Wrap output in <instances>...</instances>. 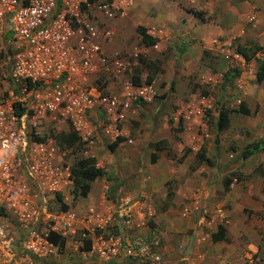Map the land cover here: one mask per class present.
<instances>
[{
    "label": "built area",
    "instance_id": "built-area-1",
    "mask_svg": "<svg viewBox=\"0 0 264 264\" xmlns=\"http://www.w3.org/2000/svg\"><path fill=\"white\" fill-rule=\"evenodd\" d=\"M132 3L0 0V49L9 62L8 82L0 92V264H49L60 253L82 258L83 264H94L91 257L100 264L126 257L162 261L160 235L147 228L154 209L143 194L115 200L102 194L84 207L66 201L73 185L71 164L53 137L72 130L81 153L94 157L95 137L123 136L121 125L135 113V102L153 100V85L123 78L125 59L108 57L102 48L114 33L110 22L122 18ZM155 31L147 33L160 38L161 30ZM102 72L110 77L99 84L88 81ZM196 103L178 117L184 112L188 123L191 114L204 116L211 106L205 96ZM190 213L185 206L181 215ZM55 236L62 239L60 246Z\"/></svg>",
    "mask_w": 264,
    "mask_h": 264
},
{
    "label": "rangeland",
    "instance_id": "rangeland-1",
    "mask_svg": "<svg viewBox=\"0 0 264 264\" xmlns=\"http://www.w3.org/2000/svg\"><path fill=\"white\" fill-rule=\"evenodd\" d=\"M177 1L188 11L199 15L200 25L207 24L215 32L219 23L226 32L220 35L214 33L210 48H202L199 56L195 52V43L187 42L183 33L175 28L172 30L162 24L152 27L156 30L155 33L161 30L160 38L155 37L158 46L153 47L144 45L137 28L135 31L128 28L124 18L111 21L110 26L114 28V33L103 43L105 55H117L125 59L123 78L131 79L136 72L140 73L142 81L147 75L152 76L154 98L136 108L141 118L136 121L134 129L131 127L125 141L110 151L108 145L112 140L98 135L91 148L94 157H90L103 164L104 173L95 178L100 184L96 197L100 198L104 194L110 200L124 194L136 196V193L144 191V186L138 191L135 184L142 176L149 175L145 169L171 171L165 181V197L160 199L161 202H158L159 198L155 200L153 217L157 215V221L162 225L168 220L174 230L179 226L178 219L181 218L183 222L187 218L181 212L185 206L191 204L180 203L162 216L159 214L169 206L175 197V190L180 187L183 189V182L189 181L192 185L190 190H193L196 187L193 186L195 182L201 177H207V165L214 170L218 182V190L210 189L215 193L216 202L225 201L230 191V195L233 192L235 197H239L237 201L240 205L244 204L240 206L244 208L250 197L256 199L264 193V80L258 82L255 76L259 61L264 57V0ZM242 2L244 6H241ZM248 8L252 9L247 11ZM146 14L151 15L152 12ZM240 31H243L241 36L238 35ZM258 36L262 37L263 43L259 42ZM202 43L200 40L197 46L200 47ZM237 45L250 46L249 53L255 49L257 51L249 59L236 58L234 54L238 53ZM134 51L138 53L136 57L132 53ZM8 77L7 52L0 49V92L6 88ZM108 77L110 76L102 72L89 77L88 81L99 84L103 78ZM199 96H205L210 108L206 109L204 116L191 114L189 122H184V112L180 117L177 113L185 108L187 111L192 110L193 106L189 108V105L194 101L195 107L200 105L196 103ZM144 105L147 107H143ZM221 111L227 116L223 127L218 126ZM61 125L59 124V130L62 129ZM179 125L182 126V131L176 130ZM42 132L45 134V128ZM160 139L166 140L167 145L155 152L154 142ZM58 141L62 149L67 151L66 161L71 165L78 158L86 157L80 149L65 145L62 138H58ZM153 153L156 155L154 163L151 162ZM181 157L184 159L179 161ZM204 157L211 162L202 160ZM203 164L205 168L201 169ZM227 180L228 186L225 187ZM71 190L66 201L69 204L85 206L84 203L89 200L82 197L74 200ZM182 194L183 191H180L179 195ZM232 203L233 201L224 203L226 212H229ZM248 203L252 204V201ZM203 208H207V205L201 209L194 207L196 211L192 221L200 222V225L211 219L210 212L203 211ZM240 212L241 210L239 214ZM153 217L147 222L149 227L157 224ZM235 219L230 214L224 215L221 220L216 219L205 228L206 233L211 237L222 226L225 229L224 241H227L224 226ZM187 232L191 233V229H187ZM181 240L175 234L169 242L174 246ZM177 252L170 250L166 256L170 257L171 262L185 264L186 261L182 260L183 252ZM260 254H253L254 261L251 264H264V257ZM257 257H260V261ZM70 258L68 253H60L49 264H72L69 263ZM245 264L249 263L246 261Z\"/></svg>",
    "mask_w": 264,
    "mask_h": 264
},
{
    "label": "crops",
    "instance_id": "crops-1",
    "mask_svg": "<svg viewBox=\"0 0 264 264\" xmlns=\"http://www.w3.org/2000/svg\"><path fill=\"white\" fill-rule=\"evenodd\" d=\"M241 6H244L243 2ZM251 9L248 8L247 11ZM146 12H152V14L147 15ZM198 16L199 15L195 14L193 11H188L185 6L180 5L177 0H133L131 7L122 18H124V22L129 26L128 28L133 31H135L139 25L146 28L148 32L152 30V27L158 24L168 26L172 30L173 28L180 30L187 39V42L193 41L195 43V52L200 56L201 50H203L202 48H210L214 33L220 35L225 33L226 29L218 23L215 32H213L214 29H211L207 24L200 25V23H198V19H200ZM248 17L249 15L247 18ZM242 32L243 31H240L238 35L241 36ZM200 40H202L203 43L199 47L197 43H200ZM259 42L263 43L262 37H259ZM141 103L142 102H135V108L139 107ZM143 107L146 108L147 105ZM140 118L138 112L135 111V113L131 114L121 125L123 131V136H121L123 138L122 141L126 140L131 127L134 129L136 121H140ZM153 151L156 152L158 150L155 148ZM155 161L151 162L154 163ZM210 162L211 160H209V163ZM101 167L103 169V164H101ZM200 168L204 169L205 165H201ZM207 169V177H201L199 181L195 182L193 186L196 187H194L193 190H190L192 185L189 181L182 183L184 184L183 189L180 187L181 184L179 183L178 187H180V189L177 191L175 190V197L172 198L169 206L164 209L165 211L163 210L159 214V216H162L164 212L170 211L174 205L190 203L191 205H189V207L191 208V213L189 217L187 216L183 222L180 220L181 218L178 219L179 226H177L176 230L172 228L168 220H166L164 225L158 223L157 215L153 217L155 214L154 210L152 217L155 218L153 220L154 223L156 222L157 224H153L151 227L147 226V228L160 235L161 251L163 254L162 264H176V262H171L169 256H166L170 250L178 251L177 253L179 254L183 252L182 260L186 261L185 264H245L246 261L251 264V262L254 261L253 254L260 252V256L264 257V193H261L256 199H251L250 197V200L248 199L245 202L244 208L240 207L244 204L240 205L237 201L239 197H235L233 192L230 195V191L227 193L228 197H225V201L221 203L216 202L214 201L216 200L214 196L215 193L213 194L210 189L216 188L218 190V182L214 176V170L210 169L208 165ZM145 170L149 172V175L145 177L142 176V178L137 180V184H135L138 187V191L144 186V191H140L135 195L143 194L146 201L149 202L154 209L156 198H159L158 202H161L160 199L165 197V181L171 174V171L154 168ZM99 186L100 184L97 183L96 179L92 181L89 193L87 196L82 197L84 200H89L87 203H84L85 206L96 204L99 201V196L96 197ZM180 191H183L184 194L179 195ZM183 199H186L185 202H182ZM228 201H233V203L229 212H226L223 205ZM248 201H252V204L248 203ZM206 205L207 208H203V211L210 212V221L204 222L201 225L199 224L200 222H193L192 219L196 211L194 207L197 206V208L201 209ZM245 209H247V211H245ZM239 210H241L240 214ZM227 214H230L233 219L237 217L235 221H229V223L224 226L227 231L228 240L213 242L210 234L208 235L206 233L205 228H208L211 223L213 224L216 219L221 220L222 217ZM187 229H191V233H188ZM173 233L180 236L182 239L180 243H176L174 246L169 242L172 236L175 235ZM179 244L183 245L180 250L177 248ZM89 259L90 261L91 259L94 260L92 261L94 264H100L94 257ZM256 259L260 261V257Z\"/></svg>",
    "mask_w": 264,
    "mask_h": 264
},
{
    "label": "trees",
    "instance_id": "trees-1",
    "mask_svg": "<svg viewBox=\"0 0 264 264\" xmlns=\"http://www.w3.org/2000/svg\"><path fill=\"white\" fill-rule=\"evenodd\" d=\"M137 32L141 36V41L144 45H152L155 43L156 38L150 36L146 32V28L138 26ZM250 47V46H249ZM245 45H237L236 51L243 56L245 59H249L254 53L257 51L256 49L249 53V48ZM258 49V48H257ZM256 80L258 82H261L264 80V57L260 59L258 68L255 73ZM131 80L139 85L142 83L150 84L153 81L152 76L147 75L145 80L142 81L140 78V73L136 72L132 75ZM246 113V111H245ZM182 122V120H181ZM227 122V116L224 111H221L219 114V120H218V126L223 127ZM177 131H182V126L179 125L176 129ZM55 142L62 148L61 144L58 141V138H62L63 143L65 145H71L73 148L80 149V143L78 142V138L76 134L70 130V131H61L57 134L53 135ZM122 137L118 136L115 140H113L108 146L109 150L113 151L115 147L122 141ZM155 148L157 150L164 149L167 145V141L164 139L157 140L155 143ZM155 154H152L151 161H155ZM184 158H179V161H182ZM202 160L209 161L208 158H202ZM104 173L103 169L101 167L96 166L95 161L93 158L90 157H81L78 158L72 165H71V175L73 178V185H72V195L74 200L78 197H85L89 193L91 183L92 181L97 177ZM263 173V172H262ZM229 180L225 182V187L228 186ZM61 195L59 194L57 198L60 200ZM63 208L66 207L65 204H61ZM225 239V229L222 226H219L215 232L211 234V240L213 242L224 240ZM53 240L59 244L62 243V239L60 237H53ZM69 263L72 264H83L84 260L79 257H71L69 260ZM103 264H147L145 262H140L134 258L126 257L121 260H108L104 262Z\"/></svg>",
    "mask_w": 264,
    "mask_h": 264
},
{
    "label": "water",
    "instance_id": "water-1",
    "mask_svg": "<svg viewBox=\"0 0 264 264\" xmlns=\"http://www.w3.org/2000/svg\"><path fill=\"white\" fill-rule=\"evenodd\" d=\"M10 35H11V32H10V31L7 32L6 36H7L8 38L10 37Z\"/></svg>",
    "mask_w": 264,
    "mask_h": 264
},
{
    "label": "clouds",
    "instance_id": "clouds-1",
    "mask_svg": "<svg viewBox=\"0 0 264 264\" xmlns=\"http://www.w3.org/2000/svg\"><path fill=\"white\" fill-rule=\"evenodd\" d=\"M102 168V167H101ZM153 264V263H152Z\"/></svg>",
    "mask_w": 264,
    "mask_h": 264
}]
</instances>
